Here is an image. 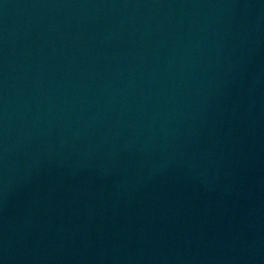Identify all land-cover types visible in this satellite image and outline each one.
I'll return each mask as SVG.
<instances>
[{"label":"water","instance_id":"1","mask_svg":"<svg viewBox=\"0 0 264 264\" xmlns=\"http://www.w3.org/2000/svg\"><path fill=\"white\" fill-rule=\"evenodd\" d=\"M262 237L264 0H0V264Z\"/></svg>","mask_w":264,"mask_h":264}]
</instances>
